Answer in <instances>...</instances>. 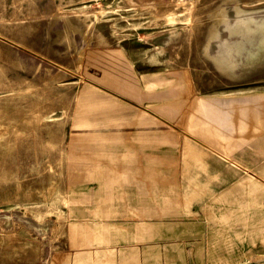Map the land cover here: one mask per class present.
<instances>
[{
	"label": "rangeland",
	"instance_id": "1",
	"mask_svg": "<svg viewBox=\"0 0 264 264\" xmlns=\"http://www.w3.org/2000/svg\"><path fill=\"white\" fill-rule=\"evenodd\" d=\"M158 98L182 113L167 119L173 143L194 139L184 116L212 98L264 118V0H0V264H48L70 204L110 181L102 157L130 140L157 148L154 130L116 118L158 113ZM262 244L215 264H264Z\"/></svg>",
	"mask_w": 264,
	"mask_h": 264
},
{
	"label": "crops",
	"instance_id": "2",
	"mask_svg": "<svg viewBox=\"0 0 264 264\" xmlns=\"http://www.w3.org/2000/svg\"><path fill=\"white\" fill-rule=\"evenodd\" d=\"M134 79L133 85L146 88L145 77ZM116 80L124 85L129 78L118 74ZM157 101L158 113L123 111L116 118L127 124L126 130L118 128L122 131L154 130L157 148L130 140L118 144L110 160L102 157L112 170L110 181L96 175L101 190L93 184L86 203L70 204L63 248L48 264L245 262L247 247L263 245L264 118L259 106L248 107L242 98H212L206 110L195 105L184 116L194 139L173 143L167 141V119L177 120L181 111L167 112L166 98ZM248 198L260 199V207Z\"/></svg>",
	"mask_w": 264,
	"mask_h": 264
}]
</instances>
